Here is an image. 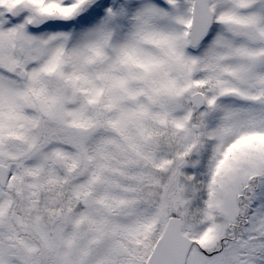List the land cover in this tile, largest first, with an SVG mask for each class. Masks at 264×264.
<instances>
[{
	"label": "snow or ice",
	"instance_id": "1",
	"mask_svg": "<svg viewBox=\"0 0 264 264\" xmlns=\"http://www.w3.org/2000/svg\"><path fill=\"white\" fill-rule=\"evenodd\" d=\"M0 264H264V0H0Z\"/></svg>",
	"mask_w": 264,
	"mask_h": 264
}]
</instances>
